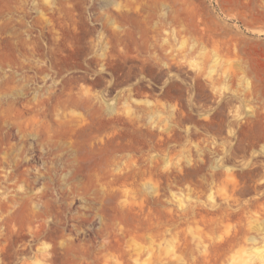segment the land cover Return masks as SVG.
Masks as SVG:
<instances>
[{
  "label": "rangeland",
  "instance_id": "374dc122",
  "mask_svg": "<svg viewBox=\"0 0 264 264\" xmlns=\"http://www.w3.org/2000/svg\"><path fill=\"white\" fill-rule=\"evenodd\" d=\"M0 264H264V0H0Z\"/></svg>",
  "mask_w": 264,
  "mask_h": 264
}]
</instances>
